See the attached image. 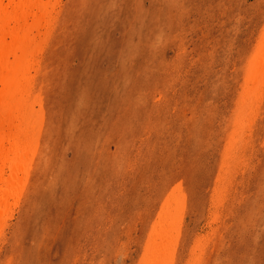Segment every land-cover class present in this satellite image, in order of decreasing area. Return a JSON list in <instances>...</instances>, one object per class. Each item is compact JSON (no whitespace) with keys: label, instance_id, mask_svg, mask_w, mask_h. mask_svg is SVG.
Listing matches in <instances>:
<instances>
[{"label":"rangeland","instance_id":"1","mask_svg":"<svg viewBox=\"0 0 264 264\" xmlns=\"http://www.w3.org/2000/svg\"><path fill=\"white\" fill-rule=\"evenodd\" d=\"M57 12L36 81L43 133L0 264H143L182 184L173 264H190L199 238L201 264H264V95L244 107L255 113L210 225L264 0H60Z\"/></svg>","mask_w":264,"mask_h":264},{"label":"bare ground","instance_id":"2","mask_svg":"<svg viewBox=\"0 0 264 264\" xmlns=\"http://www.w3.org/2000/svg\"><path fill=\"white\" fill-rule=\"evenodd\" d=\"M59 3L60 0H0V232L11 208L10 200L16 203L21 196L27 171L32 166L43 133L42 103L45 92L43 85H37L36 81L40 76L42 54L55 30ZM248 59L251 60L247 61L248 71L237 106L239 116L232 125L234 130H229L230 142L223 150L215 192L211 194L213 213L210 225L216 221L223 205V191L231 183L227 175L234 167H230L228 160L232 159L230 156L235 151L243 148L240 145L245 140L239 131L246 125L251 126L244 117L255 113L251 107L246 112L244 107L260 102L264 95L260 88L264 80V34H260L256 48ZM182 186L178 185L167 195L159 220L147 238L148 251H144L143 264H173L186 205ZM206 243V238L194 241L190 252L194 258L190 264L203 263L205 248L202 245ZM194 251H199L200 257H196Z\"/></svg>","mask_w":264,"mask_h":264}]
</instances>
